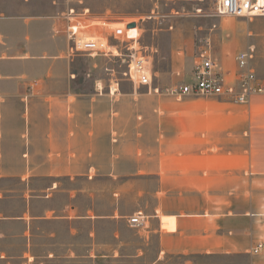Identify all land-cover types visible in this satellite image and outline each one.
Here are the masks:
<instances>
[{"label":"rangeland","instance_id":"374dc122","mask_svg":"<svg viewBox=\"0 0 264 264\" xmlns=\"http://www.w3.org/2000/svg\"><path fill=\"white\" fill-rule=\"evenodd\" d=\"M216 3L217 0H0V85H13L14 81L30 84L27 93H31L44 90L46 83L61 82L65 88L54 91H68L70 87L73 93H92L96 82L119 84V89L115 87L117 105L107 108L116 129L110 137L106 135L107 152L99 154L103 167L92 168L86 164L73 170L72 177L65 176L67 170L61 168L54 170L56 175L47 180L31 178V170L14 168V165L19 166L18 159L22 164L26 162L23 155L31 154L35 133L44 135L52 131L66 139L72 131L76 138L80 135L78 128L74 122L59 120V109L41 105L33 97L23 99V95L11 93L1 96L0 142L5 151L0 153L7 161L6 168H0V212L4 216L21 215L27 210L28 196L45 191L52 195L53 216L65 215L66 210L76 208L75 216L92 217L88 211L94 210L97 215L116 217L111 222L87 218L48 222L53 226L72 225L78 230L73 236L75 241L69 236L73 246L63 254L69 256V263L62 264H147L154 259L155 252L148 258L140 256L142 244L135 235L139 229L131 228L128 219L143 212L149 225L156 223L158 191L162 187L159 172L163 171L165 162L174 165L178 161H207L203 166L209 171L211 162L226 160L230 174V211L249 213L246 221L237 227L249 228L251 234L244 240L256 242L252 228L258 210L264 224V185H256L252 175V104L237 105L216 98L178 101L165 93L184 80L191 81L195 57L206 40L210 41L213 56L231 80L236 65L229 62L228 52L237 48L239 52L249 45L256 47V18L217 16ZM68 19L73 24H83L81 36L86 38H104L108 32L123 28L122 24H137L140 34L137 52L151 57L153 88H158L160 94L149 92L145 86L135 87L125 78L127 61L135 53L125 43L111 42L118 47L121 57L88 54L69 57L70 43L65 37ZM109 20L116 23L110 24ZM88 21L102 24L84 29L90 26ZM53 28L58 33H53ZM254 66L257 70V48ZM7 92H16V89L13 87ZM98 107H89L87 113L97 114ZM114 111L126 118L121 121V127L120 120L112 118ZM49 114L53 117L49 118ZM82 155L92 162L97 158L89 148ZM238 167L243 168V180L240 176L237 178ZM181 171L195 172L189 165ZM204 182L186 177L171 181L166 188L172 193H183L182 200L176 201L177 206L181 202L183 208L193 209L197 200L189 194ZM259 193L263 194L258 196ZM72 194L76 195L73 199ZM6 235L9 237L0 239V249H5L9 258L2 264H24L20 258L24 241L11 237L16 234ZM234 236L235 232L230 237ZM254 258L251 252L196 254L173 256L166 264H186V261L252 264Z\"/></svg>","mask_w":264,"mask_h":264},{"label":"crops","instance_id":"0c3cea01","mask_svg":"<svg viewBox=\"0 0 264 264\" xmlns=\"http://www.w3.org/2000/svg\"><path fill=\"white\" fill-rule=\"evenodd\" d=\"M54 30V28H53ZM54 33V32H53ZM256 48L258 50L257 75L264 81V19L256 18ZM239 49L230 50L227 56L229 62L236 65V55L243 51ZM245 50V49H244ZM195 63V61H194ZM194 69V66H193ZM193 73V72H192ZM192 75V74H191ZM15 84L0 85V100L2 95L14 94L23 95V99L33 97L41 105H48L51 109H59L58 119L61 121L74 122L80 135L75 138L74 132H70L68 138L63 139L52 131L41 134L35 133L33 149L31 154H24L26 160L24 164L18 159L19 166L14 168L31 170V178H53L56 175L54 170L64 169L65 176H73L76 169L85 167L88 164L92 168L103 167L100 153L107 152V136L116 129L112 126L107 108L109 105H117L115 102L118 83H108L99 81L94 84L95 91L92 93H73L68 87V91L56 92V89H63L61 82H49L43 87L44 90H34L27 93L30 84L14 81ZM135 87L137 85H134ZM16 92H7L11 88ZM107 89V91H104ZM227 104V103H224ZM252 110V131H253V166L252 175L255 176L256 185H264V96L256 95L251 99L249 105ZM99 105L97 114L87 113L89 107ZM119 105V104H118ZM122 105V104H121ZM73 106L75 110L73 111ZM123 108V105L121 106ZM115 115L117 117H115ZM49 118L53 115L49 114ZM112 118L125 121L121 112H112ZM118 129V127H117ZM74 137H73V136ZM107 135V136H106ZM2 135L0 134V140ZM114 142V141H113ZM115 143V142H114ZM92 149L97 158L95 162L88 161L82 155ZM5 151L4 145L0 142V152ZM0 168H6V161L1 155ZM14 158L16 156L14 155ZM7 159V158H6ZM16 160V159H15ZM207 161L194 160L189 162L178 161L174 165L162 166L163 171L159 172V179L162 187L158 191L157 214L154 216L156 223L148 225L145 229L137 231L135 235L140 239L142 248L140 256L150 257L155 252V258L146 262L147 264H166L168 258L173 256L189 257L196 254L214 255L229 253H252V249L258 244L263 245L259 254L255 257L252 264H264V224L261 220V211H256V223L253 224V238L256 242L249 243L244 240L251 234L250 229H240L249 217V213H238L230 211L229 207V167L228 162L220 160L211 162L210 170L207 171L203 165ZM195 170L193 173H183L181 170L188 167ZM174 170V171H172ZM176 170H180L179 172ZM206 171V172H205ZM237 178L244 179L242 167L237 168ZM22 176V175H19ZM198 178L200 187L191 190V198L196 199L195 208L185 209L183 204L177 206V200L181 201L183 193L171 192L169 187L171 181L184 178ZM208 183V181H210ZM204 186H203V185ZM197 186V185H196ZM56 187V184L54 185ZM47 188V187H46ZM45 188V189H46ZM47 192L49 189H46ZM36 192V190H35ZM263 193H259L261 196ZM72 194L71 198H75ZM186 196V195H185ZM257 196V193H256ZM51 194L42 192L41 195L34 193L27 198V210L23 214L11 217L4 216L0 212V239L9 237L7 233L16 234L11 236L14 239L24 241L25 248L21 253L24 264H62L69 263V256L63 255L69 252L73 244L69 242V236L75 241L74 235L77 233L75 226H53L50 221H73L74 219L87 218L100 220H114L115 215H97L94 210H89L91 216L74 215L76 208L66 210L65 215L53 216L55 213L51 207ZM1 198H3L1 196ZM26 200V198H25ZM167 203V206H166ZM257 207V206H256ZM259 209L261 208L258 206ZM28 215V216H27ZM254 216V215H253ZM168 219L167 226L163 224V219ZM14 222L16 224H6ZM24 223V224H21ZM126 230H128L126 228ZM125 230V232H126ZM129 231V230H128ZM114 234L117 230L112 231ZM133 233V231H129ZM235 232L236 236L230 237ZM65 236H59L58 234ZM116 237V236H114ZM256 244V245H255ZM252 248V249H251ZM9 258L5 249H0V264ZM74 259H79L74 257ZM190 264V261H186Z\"/></svg>","mask_w":264,"mask_h":264},{"label":"built area","instance_id":"2783aa9c","mask_svg":"<svg viewBox=\"0 0 264 264\" xmlns=\"http://www.w3.org/2000/svg\"><path fill=\"white\" fill-rule=\"evenodd\" d=\"M215 12L220 17L228 16L249 20L264 18V0H217ZM68 22L65 37L70 43L69 57L73 58L78 54L119 57L118 47L112 45L111 42L115 40L125 43L127 48L135 50V53L127 61L128 71L124 73L125 78L134 85L148 87L151 93L154 91L156 94H160L158 88H153L149 60L151 57L137 52V48H140L137 24L134 27L136 28L135 34H132V28L129 27L133 23L129 22L124 24L123 28H116L114 31L108 32L104 38H86L81 36L83 32L80 22L73 24L71 19H68ZM109 23L116 22L109 20ZM57 31L54 28L53 32L58 33ZM114 51L117 53L115 54ZM255 55V45H249L236 55V70L231 80L229 73L222 69L218 60L213 56L210 41L206 40L205 45L195 57L191 81L184 80L180 84L166 89L165 93L178 101L185 98H216L226 100L231 104L249 105L254 96H264V81L258 78L254 66ZM128 225L131 228L142 230L149 225V220L143 212H138L128 219ZM262 249L263 245L258 244L252 249V253L259 254Z\"/></svg>","mask_w":264,"mask_h":264},{"label":"bare ground","instance_id":"6f19581e","mask_svg":"<svg viewBox=\"0 0 264 264\" xmlns=\"http://www.w3.org/2000/svg\"><path fill=\"white\" fill-rule=\"evenodd\" d=\"M88 22H90V21H88ZM82 23H83V22H82ZM101 24H102V23H99V22H97V21H91V22H90V26H89V25L86 26V27L84 26V29H88V30H89V28L91 29V28H93L94 26H96V25L99 26V25H101ZM82 25H83V24H82ZM82 25H81V26H82ZM122 25H124V24H122ZM96 27H97V26H96ZM122 27H125V25L122 26ZM135 29H136V28H132V31H133L132 34H135ZM167 223H168V219L164 218V219H163V224H164V226H165V225L167 226Z\"/></svg>","mask_w":264,"mask_h":264},{"label":"water","instance_id":"95a60500","mask_svg":"<svg viewBox=\"0 0 264 264\" xmlns=\"http://www.w3.org/2000/svg\"><path fill=\"white\" fill-rule=\"evenodd\" d=\"M135 26H136L135 24H131L129 27L134 28Z\"/></svg>","mask_w":264,"mask_h":264}]
</instances>
